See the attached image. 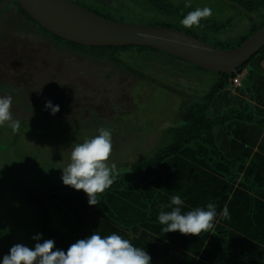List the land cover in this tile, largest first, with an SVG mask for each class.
Here are the masks:
<instances>
[{
	"label": "rangeland",
	"instance_id": "rangeland-1",
	"mask_svg": "<svg viewBox=\"0 0 264 264\" xmlns=\"http://www.w3.org/2000/svg\"><path fill=\"white\" fill-rule=\"evenodd\" d=\"M71 1L124 23L172 25L224 49L239 45L255 22L264 20V9L249 14L232 0ZM16 6L7 3L0 25V85L10 86L0 89V97L12 98L10 111L21 121L15 134L7 123L0 126V221L13 245L31 247L39 233L37 215L10 182L41 187L63 183L61 169L69 163L73 147L101 128L112 132L107 163L115 164L116 173L135 171L169 144L168 130L182 123L183 107L204 100L218 75L162 51L125 52L119 64L105 59L106 53L75 51L42 34ZM173 6L179 10L173 11ZM204 7H210L212 15L199 27L181 24L188 12ZM133 56L147 64L128 63ZM127 66L150 79L127 71ZM47 101L59 105L54 115L45 107ZM50 213L54 226L63 229L52 207Z\"/></svg>",
	"mask_w": 264,
	"mask_h": 264
},
{
	"label": "trees",
	"instance_id": "trees-1",
	"mask_svg": "<svg viewBox=\"0 0 264 264\" xmlns=\"http://www.w3.org/2000/svg\"><path fill=\"white\" fill-rule=\"evenodd\" d=\"M11 1L17 5L19 14H25L39 27L42 34H47L52 41L75 51L106 53L105 59L116 64L122 63L125 52L149 54L151 51H161L146 46L90 47L69 42L42 28L16 0ZM232 1L249 14L264 9V0ZM7 3L0 13V25ZM172 10L177 12L179 7L173 6ZM94 12L100 15L95 9ZM107 15L104 17L112 19ZM162 25L173 28L172 25ZM259 27H264V20L258 24L255 22L250 33L242 37L238 44ZM263 62L264 47L232 74L216 73L218 79L205 93L204 100L193 101L181 110L182 123L168 130L171 138L169 144L139 164L135 171L116 173L114 183L99 194L100 202L97 205L88 204L83 190H75L63 183H54L49 187L14 182L9 185L23 193L25 200L36 212L37 229L42 237L53 239L55 246L60 249L66 250L72 243L92 232H98L102 237L115 232L129 239L134 246L144 248L150 255L152 264H185L188 261L185 258L190 259L188 264H229L234 260L236 264H262L264 246L247 241L234 249L229 243L236 238L240 241L245 238L221 226L215 234L208 237L204 251L206 255L211 251H219V254L213 259L204 255L206 260L210 259V263L196 260L194 256L180 251L178 246L191 247L187 245L193 242L203 244L204 241L200 238L194 241L193 234H182L179 231L164 233V226L160 224L158 215L161 205L169 203L172 196L180 195L185 202L182 212L213 202L219 213L227 204L231 218L225 221H228L229 227H236L241 233L248 230L246 235L251 236L260 227L264 231ZM128 63L140 67L147 64L144 59L137 60L135 57ZM126 70L150 79L130 66ZM243 70L245 75L241 78L240 85L234 86L232 79L242 74ZM9 87L0 85V89L4 90H9ZM51 207L52 211L58 213L63 229L54 226ZM198 243L192 249L193 252L199 251ZM11 246L13 244L9 233L0 221V257Z\"/></svg>",
	"mask_w": 264,
	"mask_h": 264
},
{
	"label": "clouds",
	"instance_id": "clouds-1",
	"mask_svg": "<svg viewBox=\"0 0 264 264\" xmlns=\"http://www.w3.org/2000/svg\"><path fill=\"white\" fill-rule=\"evenodd\" d=\"M185 6L189 7L190 4L186 3ZM211 15L210 7L196 8L183 17L181 24L185 28L199 27L201 20ZM11 104L10 96L0 97V126L7 123L15 134L21 129V121L13 118ZM45 107L53 115L59 111V105H53L51 101H47ZM98 131V135L73 147L69 163L61 169L63 184L83 190L89 205H97L100 202L99 194L116 179L115 164L107 163L112 152V132L107 128ZM184 203L180 195H174L169 203L161 205L158 220L164 226V233L179 231L182 234L200 235L214 227L218 216L225 220L231 218L227 204L219 213L213 202L182 212ZM166 208L171 210L165 211ZM32 240L35 243L31 247L23 243L11 246L0 257V264H152L144 248L134 246L129 239L115 232L104 237L92 232L66 250L57 248L53 239H43L40 233L34 235Z\"/></svg>",
	"mask_w": 264,
	"mask_h": 264
},
{
	"label": "water",
	"instance_id": "water-1",
	"mask_svg": "<svg viewBox=\"0 0 264 264\" xmlns=\"http://www.w3.org/2000/svg\"><path fill=\"white\" fill-rule=\"evenodd\" d=\"M9 1H0V13ZM16 1L42 28L66 41L90 47H151L214 73L232 74L264 47V27L239 45L224 49L172 27L112 20L71 0Z\"/></svg>",
	"mask_w": 264,
	"mask_h": 264
},
{
	"label": "crops",
	"instance_id": "crops-1",
	"mask_svg": "<svg viewBox=\"0 0 264 264\" xmlns=\"http://www.w3.org/2000/svg\"><path fill=\"white\" fill-rule=\"evenodd\" d=\"M227 222L228 221H225V219H221L218 216L216 222L214 223V227L209 230L208 235H206V232H201L200 235H193L192 238L194 239V241H196V239L200 238L201 241L202 240L204 241L203 244L198 243V242H193V243H190L189 245H187V246H191V247H186L184 245H181V246H178L177 245L178 246V249L180 251H183V252H186V253L190 254L191 256H194L196 260H200V261H203L205 263H210V259H213L214 257H216V255L219 254V251H216V252L211 251V253L209 255L208 254L207 255L204 254V251H205V248L207 247L206 245H207L208 237H211L212 234H215L218 231V227L219 226L225 227L230 232H233V233L235 232L238 235H240L241 237L245 238L244 241H243V239L240 241L239 238H236L234 241L230 242L229 243L230 246L233 247L234 249L239 248L240 247V244L242 242H245L246 243L247 241H251L254 244H258L260 246H264V231L262 230V227H260L259 229H257L256 233L255 232H252L251 233V234H254V236L256 234V237H254V236H251V235H246L248 230L246 231V233H241V231L238 228H236V227L235 228L229 227V225H228ZM228 242H229V238H228ZM197 243H198V246H200L199 247V251L198 252H193L192 249L195 248L194 246H196ZM204 255H205V257L206 256H209L210 259L206 260L205 257H204ZM185 259L188 260L187 262H185V264L190 263V259L189 258H185ZM183 263L184 262H182V264ZM229 264H236V261L234 260V262L232 261ZM262 264H264V262H262Z\"/></svg>",
	"mask_w": 264,
	"mask_h": 264
},
{
	"label": "built area",
	"instance_id": "built-area-1",
	"mask_svg": "<svg viewBox=\"0 0 264 264\" xmlns=\"http://www.w3.org/2000/svg\"><path fill=\"white\" fill-rule=\"evenodd\" d=\"M242 77H243L242 74L235 76V77L232 79L233 85H234V86H239L240 83H241V78H242Z\"/></svg>",
	"mask_w": 264,
	"mask_h": 264
}]
</instances>
